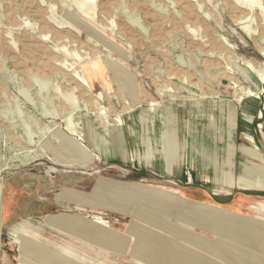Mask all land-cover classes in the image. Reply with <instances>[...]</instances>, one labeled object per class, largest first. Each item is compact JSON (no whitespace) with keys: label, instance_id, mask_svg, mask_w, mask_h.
I'll list each match as a JSON object with an SVG mask.
<instances>
[{"label":"rangeland","instance_id":"rangeland-1","mask_svg":"<svg viewBox=\"0 0 264 264\" xmlns=\"http://www.w3.org/2000/svg\"><path fill=\"white\" fill-rule=\"evenodd\" d=\"M80 1L0 0L1 264H22L13 242L20 232L79 264H140L133 230L153 232L176 244L177 253L187 250L213 264L264 261V236L241 226L226 243L197 210L202 204L264 220V189L245 184L250 179L264 187V12L243 8L239 0H176L182 2L178 9L173 0H95L86 11ZM130 12L143 20L147 34L127 23ZM65 63L87 82L89 66H95L106 85L90 90L73 80ZM70 97L80 108L71 118L79 132L72 156L56 139L72 138ZM44 110L61 115L53 120ZM42 128L53 132L39 134ZM228 141L233 189L214 184L212 168L194 161L204 148L212 153ZM124 151L136 160L123 163ZM24 158L31 160L24 165ZM160 205L181 231L137 219V210ZM61 215L95 223L125 241L110 238L106 245L46 223ZM191 235L203 240L202 248ZM223 243L232 249L218 248ZM243 252L247 260L239 256Z\"/></svg>","mask_w":264,"mask_h":264},{"label":"bare ground","instance_id":"bare-ground-1","mask_svg":"<svg viewBox=\"0 0 264 264\" xmlns=\"http://www.w3.org/2000/svg\"><path fill=\"white\" fill-rule=\"evenodd\" d=\"M8 1V0H7ZM95 0H82L80 1V7L79 9L82 11H86L88 9V7H92L94 4ZM112 1V0H111ZM110 1V2H111ZM114 1V0H113ZM117 1V0H116ZM174 4L176 5V8L178 9V7H182L181 4L179 2H177L176 0H173ZM10 2V1H9ZM108 2V0H107ZM152 2V1H151ZM184 2V1H183ZM191 2V0H190ZM188 3V2H187ZM204 3V2H203ZM239 5L243 8H254L257 7L259 8L261 11L264 12V5L261 2V0H239L238 1ZM162 4V3H160ZM172 4V3H171ZM191 4V3H190ZM38 5V4H37ZM108 5V4H107ZM105 5V6H107ZM187 5V4H186ZM202 5V4H201ZM232 5V4H231ZM230 4L228 6H231ZM234 5V4H233ZM140 6V5H139ZM172 6V5H171ZM188 6V5H187ZM194 6V5H193ZM235 6V5H234ZM146 7V6H145ZM232 7V6H231ZM109 8V7H108ZM140 8V7H139ZM185 8V7H183ZM234 9L236 7H233ZM106 9V8H105ZM124 9V8H123ZM143 9V8H142ZM163 9V8H162ZM192 9V8H191ZM103 10V9H102ZM116 10V9H113ZM128 10V9H127ZM190 10V9H189ZM188 10V11H189ZM193 10V9H192ZM196 10V8H195ZM194 10V11H195ZM122 11V10H121ZM120 11V12H121ZM125 11V10H124ZM167 11V10H166ZM183 11V10H182ZM186 11V10H185ZM193 11V12H194ZM243 11V10H242ZM135 12V11H134ZM133 12V13H134ZM198 12V11H197ZM241 12V11H240ZM128 14L126 18L127 19V23L136 31V32H143L145 34H147V30L145 29V24L143 23V20L139 17H137L134 14ZM137 13V12H136ZM147 13V12H146ZM195 13V12H194ZM242 13V12H241ZM152 14V13H151ZM178 14H181V11H178ZM191 14V13H190ZM189 14V15H190ZM196 14V13H195ZM199 14V13H198ZM244 14V12H243ZM242 14V15H243ZM138 15V14H137ZM179 15V16H180ZM188 15V14H187ZM193 15V14H192ZM200 15V14H199ZM245 15V14H244ZM102 16V15H101ZM185 14L183 15L184 18ZM201 16V15H200ZM199 16V18H200ZM246 16V15H245ZM33 17V16H32ZM190 17V16H189ZM197 17V16H196ZM105 18V17H104ZM125 18V17H124ZM187 18V17H186ZM198 18V19H199ZM203 18V17H202ZM244 18V17H241ZM41 19V18H40ZM197 19V18H196ZM188 20V19H187ZM108 21V20H107ZM156 21V20H155ZM190 21V20H189ZM200 21V20H199ZM241 21V20H240ZM245 21V20H244ZM196 22V21H195ZM47 23V22H46ZM158 23V22H156ZM192 22H190L191 24ZM245 23V22H243ZM144 24V25H143ZM180 24V23H178ZM162 25V24H161ZM165 25V24H163ZM162 25V26H163ZM161 26V27H162ZM175 26V25H174ZM264 26V25H263ZM51 27V26H50ZM147 27V26H146ZM139 29V31H137ZM162 29V28H161ZM54 30V29H53ZM50 32V31H49ZM140 33V32H139ZM141 34V33H140ZM159 34V33H158ZM157 35V34H156ZM146 36V35H145ZM144 36V37H145ZM149 36V35H148ZM70 37V36H69ZM140 37V36H139ZM161 37V35H160ZM159 38V37H158ZM264 40V37L262 36V38ZM260 39V40H261ZM159 40V39H157ZM28 41V40H26ZM263 42V41H262ZM11 43V42H10ZM26 43V42H24ZM261 43V42H260ZM38 45V44H37ZM264 45V44H263ZM24 47V46H23ZM26 47V46H25ZM42 49V48H41ZM262 50L264 51V48H262ZM35 51V50H34ZM37 52V51H36ZM38 53V52H37ZM84 53V52H83ZM26 56V55H25ZM75 56V55H74ZM42 57V56H41ZM79 58H81V60L83 59L82 57L78 56ZM80 60V59H79ZM78 60V61H79ZM181 60V59H179ZM183 62V61H182ZM62 63V62H61ZM37 64V63H36ZM66 64V63H65ZM73 64V63H72ZM64 65V64H63ZM3 66V65H2ZM66 66L68 67V72L71 71L73 72L72 74V78L73 80H76L77 82H80L83 86L89 88L90 90H94L96 92V89L102 88L103 86L106 85V82L103 78V76L101 75L100 71L95 67V66H89L88 72H89V81L87 82L83 77L82 74L79 72V70H72V66L68 63L66 64ZM19 67V66H18ZM22 67V66H21ZM66 67V68H67ZM101 67V66H100ZM183 67V66H182ZM185 67V66H184ZM249 67H251V65H249ZM50 68V67H49ZM65 68V69H66ZM76 68V67H75ZM59 70V69H58ZM67 70V69H66ZM66 72V71H65ZM14 76V75H13ZM24 75H22L23 77ZM21 77V76H20ZM16 78V77H13ZM24 78V77H23ZM34 78V77H33ZM38 83L43 84L44 86H48V82L47 80L36 76ZM60 78V77H59ZM14 80V79H13ZM26 80V79H25ZM35 80V81H37ZM50 80V79H49ZM228 80V79H227ZM40 81V82H39ZM65 81V80H64ZM18 82V81H17ZM35 83V82H34ZM32 83V84H34ZM40 84V85H41ZM225 84H227L225 82ZM18 85V84H17ZM36 85V84H35ZM66 85V84H65ZM88 85V86H87ZM39 86V85H37ZM51 86V84H50ZM48 88V87H46ZM44 88V90L46 89ZM61 88V87H60ZM50 89V87H49ZM53 89V88H52ZM21 90V89H20ZM28 91V89H27ZM39 91V90H38ZM47 91V89H46ZM51 91V90H50ZM53 92V91H52ZM40 93V92H39ZM38 93V94H39ZM47 93V92H46ZM18 94V93H17ZM45 94V93H44ZM55 94V93H54ZM52 94V95H54ZM33 95V94H32ZM41 95V93H40ZM39 95V96H40ZM43 95V93H42ZM51 95V94H50ZM56 95V94H55ZM58 95V94H57ZM16 97V96H15ZM19 97V96H18ZM34 97V96H33ZM37 97V96H36ZM35 97V98H36ZM45 97V96H44ZM64 97V96H63ZM68 97V96H67ZM11 98V97H10ZM20 98V97H19ZM34 98V99H35ZM54 98V97H53ZM56 98V97H55ZM57 98H61V97H57ZM52 99V98H50ZM64 99H66L64 97ZM13 100V99H12ZM24 100V99H23ZM33 100V99H32ZM37 100V99H36ZM42 100V99H41ZM58 99H55V101H57ZM35 103V100H33ZM32 101V102H33ZM38 101V100H37ZM36 101V102H37ZM61 101V99H60ZM59 101V102H60ZM27 102V101H26ZM54 102V101H53ZM64 102V101H63ZM20 103V102H19ZM18 103V104H19ZM23 103V102H21ZM62 103V102H60ZM59 103V104H60ZM24 104V103H23ZM40 104V103H39ZM65 104V103H64ZM89 104V103H88ZM210 104V103H209ZM25 105V104H24ZM35 105V104H34ZM38 105V103L36 104ZM47 105V104H46ZM32 106V105H31ZM63 106V105H62ZM39 107V106H38ZM37 107V108H38ZM41 107V105H40ZM52 107V106H51ZM50 107V108H51ZM60 107V106H59ZM66 107H67V115H69V124L68 121L66 122L68 124L67 126V130L69 132V134L72 136L71 137H63V136H59L56 139H60L61 141H63V150L62 152H68L72 155H74L75 153H77L79 150H77L78 146L77 143L79 142L78 138H79V132L76 130V128L74 127V125L71 123V118L78 114V112L80 111V108L77 104V102L73 99V98H67L66 100ZM221 107V106H220ZM8 108V107H7ZM17 108V107H16ZM43 108V107H42ZM48 108V107H47ZM57 108V107H56ZM201 108V107H200ZM204 108V107H203ZM213 104H211V106L209 107V112H213ZM9 109V108H8ZM20 109V107L18 108ZM54 109V108H53ZM220 109V108H219ZM5 110V109H3ZM21 110V109H20ZM43 110V109H42ZM46 110H44L45 112ZM4 112V111H3ZM5 113V112H4ZM3 113V114H4ZM24 113V112H23ZM42 113V112H41ZM5 115V114H4ZM61 114H59V112H50V111H46L44 113L45 117H49L51 116V118L53 120H58ZM215 115V114H214ZM10 116V115H9ZM5 117V116H4ZM7 117V116H6ZM16 117V116H15ZM14 118V117H13ZM211 127H215V116H213L212 114H209L208 116ZM8 119V118H7ZM6 119V120H7ZM11 119V118H10ZM9 119V120H10ZM17 120V119H16ZM12 123V122H11ZM38 123V122H37ZM75 123V121H74ZM8 124V123H7ZM76 124V123H75ZM232 126V125H231ZM37 127V126H36ZM48 128V127H46ZM46 128H42V130L40 131H44V133L39 132V134H43L46 136L47 132L51 133L53 131L52 128L46 129ZM16 129V128H15ZM39 129V128H38ZM229 129V128H228ZM222 130V129H221ZM219 133V132H218ZM31 136L35 137L36 135L31 134ZM29 136V137H31ZM44 136V137H45ZM55 137V135H53ZM31 137V138H32ZM43 137V138H44ZM76 137V138H75ZM227 137V136H226ZM215 139V138H214ZM167 143V142H166ZM149 144V143H148ZM151 145V143H150ZM226 147L224 146L222 148V145L220 146L219 144H216V149L214 152L209 153L208 151H205L206 149L204 148L201 151V148L199 147L196 156L199 154H201V157H196L194 161H198V163H201V166L203 168H212V171L214 173V184L216 185H223L224 187L228 186L230 188H235L237 186L236 183V179H234V174H233V168H234V163H233V144L231 142H226L225 143ZM255 145V144H254ZM82 146V145H81ZM67 147V148H66ZM157 148V147H156ZM153 149V148H152ZM145 150V149H144ZM149 150V149H148ZM161 151V150H160ZM159 151V152H160ZM115 152V151H114ZM114 152H112L114 154ZM128 152V151H127ZM126 151H124V154L121 155L122 157V162L123 163H133L134 159L132 158V155H129ZM162 153H164L162 151ZM165 155V154H164ZM170 156V155H169ZM120 157V159H121ZM158 158V157H157ZM151 159V158H150ZM31 159H26L24 158L21 162L22 164L26 165ZM159 160V159H158ZM20 162V163H21ZM181 162L179 163V166H181ZM254 168V167H253ZM262 170H264V167H260ZM250 169V168H249ZM260 169V170H261ZM252 171V170H251ZM255 174V173H254ZM252 175V174H251ZM257 175V174H256ZM255 176V175H254ZM207 181H209V179H207ZM245 184L250 187V188H255L258 190H262L264 189V187L260 184H258L257 182H254L252 180H246ZM2 191H3V187L0 184V251H1V228H2V220H1V202H2ZM142 195V194H141ZM157 201V200H156ZM161 202V201H160ZM166 205L168 204L167 202H165ZM155 204V203H154ZM159 204V203H158ZM165 205V204H164ZM156 206V205H154ZM157 206L158 208L155 209H145L144 211H140L137 210L135 215L137 217V219H140V221L142 222H150L153 225L156 226H163V227H168L169 229L172 230V232H179L181 230H178L176 227L172 226L171 224L168 223V220L171 218L170 215L165 214L161 211V207ZM173 206V205H172ZM164 207V206H163ZM166 208V207H165ZM144 209V208H143ZM197 210L199 212H203V217L209 222V228L210 230L218 237H220L221 239L225 240L226 243H228L227 239L229 238H235L236 234L239 232L241 234V231L239 230L241 228V226H243L242 228L248 229L250 230L252 233H254L256 236L258 237H263L264 236V220H255L253 218H246V217H239L236 214L230 213L227 210L224 209H219V208H214L208 205H202V204H198L197 206ZM152 212L156 213H160V215L162 214L163 216H165V219H161L159 217H155L154 214H152ZM261 212L264 213V205L261 206ZM168 213V212H167ZM167 216V218H166ZM185 218H179V221L184 224V225H190L191 223L184 220ZM46 223L49 224L52 228L56 229L57 231L60 232H64L66 229L72 232H76L82 236H86V237H91L93 238V240H95L96 242L102 243V244H108L110 243V238L115 239L119 242H124L125 240L123 238H121L120 236H116L111 234L110 232H107L106 230H104L103 228H101L100 226H96L95 223L94 226L91 225L90 222H87L85 220H79L75 217H70V216H48L46 219ZM99 224V222H97ZM79 224L84 225V228H81L79 226ZM101 225V224H99ZM176 229H174V228ZM193 227V226H192ZM142 230H144V228H142ZM182 232L184 233V235L188 238V232L189 230H182ZM132 233L137 236V238L139 239V246H140V251L138 252V254L136 253L135 256L137 257V261L140 264H213L211 263V261L209 260H205L203 259L201 256H198L196 254H194L193 252L187 251V250H183L180 253L178 252V246L176 244H173L172 242H169L168 239L162 238L158 235H154L153 232H149V231H145L142 232L140 230H133ZM191 242L194 244H197L198 247L202 248V244H203V240L200 239L197 236L191 235ZM27 237L22 233H18L16 236H14V240L13 242L15 244H17L20 248V258H21V263L22 264H79L78 262L68 259L69 257H67L65 254H55L54 251L50 250L49 248L46 247H42L41 245H38L34 240H26ZM228 239V240H229ZM232 240V239H230ZM229 240V241H230ZM243 240V239H241ZM224 244V243H223ZM206 245V244H205ZM45 246V245H44ZM119 249H122L121 246H119ZM223 248L225 249H232V246L230 244H224V245H220L218 248ZM241 249V248H240ZM233 251V250H232ZM235 254H238L234 251ZM58 255V256H57ZM240 257H242V259H246L250 257V255H248L247 253L243 252L242 255H239ZM255 264H264L263 260H254ZM0 264H1V255H0Z\"/></svg>","mask_w":264,"mask_h":264},{"label":"water","instance_id":"water-1","mask_svg":"<svg viewBox=\"0 0 264 264\" xmlns=\"http://www.w3.org/2000/svg\"><path fill=\"white\" fill-rule=\"evenodd\" d=\"M225 83V82H224Z\"/></svg>","mask_w":264,"mask_h":264}]
</instances>
